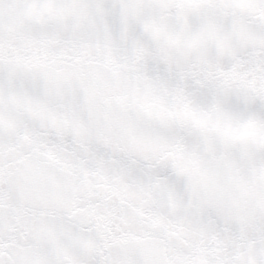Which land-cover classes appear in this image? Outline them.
<instances>
[{
  "label": "snow or ice",
  "instance_id": "obj_1",
  "mask_svg": "<svg viewBox=\"0 0 264 264\" xmlns=\"http://www.w3.org/2000/svg\"><path fill=\"white\" fill-rule=\"evenodd\" d=\"M0 264H264V0H0Z\"/></svg>",
  "mask_w": 264,
  "mask_h": 264
}]
</instances>
